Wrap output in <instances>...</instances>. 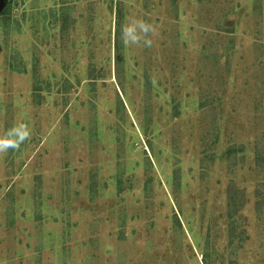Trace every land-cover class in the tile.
<instances>
[{"label": "rangeland", "instance_id": "obj_1", "mask_svg": "<svg viewBox=\"0 0 264 264\" xmlns=\"http://www.w3.org/2000/svg\"><path fill=\"white\" fill-rule=\"evenodd\" d=\"M0 144V264H264V0H0Z\"/></svg>", "mask_w": 264, "mask_h": 264}, {"label": "clouds", "instance_id": "obj_2", "mask_svg": "<svg viewBox=\"0 0 264 264\" xmlns=\"http://www.w3.org/2000/svg\"><path fill=\"white\" fill-rule=\"evenodd\" d=\"M155 33V28L151 23L143 19L137 18L130 20L127 24L121 25L120 40L124 46H140L150 48L152 39L150 38ZM16 144H0V150L5 148H15Z\"/></svg>", "mask_w": 264, "mask_h": 264}, {"label": "trees", "instance_id": "obj_3", "mask_svg": "<svg viewBox=\"0 0 264 264\" xmlns=\"http://www.w3.org/2000/svg\"><path fill=\"white\" fill-rule=\"evenodd\" d=\"M115 33H116V41H115V48H116V61L120 64L123 61V45L121 46L120 42H119V36H120V32H119V24H117V28L115 29Z\"/></svg>", "mask_w": 264, "mask_h": 264}]
</instances>
